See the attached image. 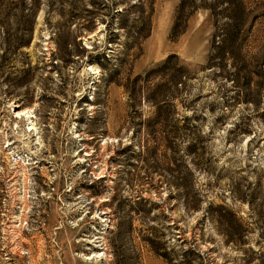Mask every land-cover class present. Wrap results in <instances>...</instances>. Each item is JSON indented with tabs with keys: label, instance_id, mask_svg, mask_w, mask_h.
I'll return each instance as SVG.
<instances>
[{
	"label": "rangeland",
	"instance_id": "374dc122",
	"mask_svg": "<svg viewBox=\"0 0 264 264\" xmlns=\"http://www.w3.org/2000/svg\"><path fill=\"white\" fill-rule=\"evenodd\" d=\"M0 264H264V0H0Z\"/></svg>",
	"mask_w": 264,
	"mask_h": 264
},
{
	"label": "trees",
	"instance_id": "16d2710c",
	"mask_svg": "<svg viewBox=\"0 0 264 264\" xmlns=\"http://www.w3.org/2000/svg\"><path fill=\"white\" fill-rule=\"evenodd\" d=\"M168 58H169V56H167L166 58H165V60H164V62L163 63H165L167 60H168ZM162 63V64H163ZM177 69H183V66L182 65H178L177 66ZM168 79L169 80H171V82H174L175 81V79H172V77H168ZM167 78H165V79H163L161 82H156L153 86H152V90L154 89H157V88H159L161 85H163V83L165 82V81H167L168 80ZM151 90V91H152ZM168 103V101H167V98H161L160 99V102L158 103V102H156L155 103V108H154V114H156L157 112H159V110H160V107H164V106H166V105H168L167 104ZM183 162H182V166H183V177H185L184 179H186V177H188L189 175H191V171L189 170V168L187 167V163H186V161L185 160H182ZM209 205L210 204H208V206L207 207H209Z\"/></svg>",
	"mask_w": 264,
	"mask_h": 264
},
{
	"label": "bare ground",
	"instance_id": "6f19581e",
	"mask_svg": "<svg viewBox=\"0 0 264 264\" xmlns=\"http://www.w3.org/2000/svg\"><path fill=\"white\" fill-rule=\"evenodd\" d=\"M16 114L18 115V114H21L20 112H16Z\"/></svg>",
	"mask_w": 264,
	"mask_h": 264
}]
</instances>
